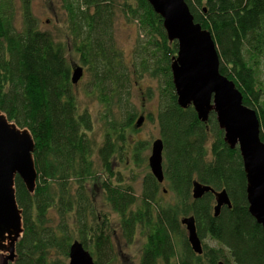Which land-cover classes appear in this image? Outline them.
Instances as JSON below:
<instances>
[{"label": "trees", "instance_id": "1", "mask_svg": "<svg viewBox=\"0 0 264 264\" xmlns=\"http://www.w3.org/2000/svg\"><path fill=\"white\" fill-rule=\"evenodd\" d=\"M61 2L69 45L90 75L87 91L96 93L103 106L107 128L96 154L103 166L115 152L112 135L123 141L124 131L135 127L139 117L129 101L132 77L159 83L155 118L163 141L164 181L173 201L157 200L160 183L151 173L143 178L139 199L121 179L113 182L111 173L100 182L104 201L119 216V237L127 244L138 233L144 239L138 264H264V230L248 211L239 150L224 142L214 112L202 122L192 106L178 105L170 69L178 45L167 38L160 15L147 0ZM185 2L194 21L213 37L220 73L233 81L243 104L255 110L264 142V103L255 69L264 58V0ZM32 6L33 0H0V111L30 131L37 170L33 193L15 178L23 232L9 264H67L74 240L89 251L94 264H116L111 233L93 225L94 204L86 189L95 175L87 135L91 117L86 110L78 112L66 43L40 27ZM117 12L135 22L141 34L130 65L115 44ZM147 96H153L152 90ZM193 181L225 189L231 208L223 206L214 216V195L194 199ZM188 215L194 217L201 254L192 251L180 223ZM204 238L218 246H209Z\"/></svg>", "mask_w": 264, "mask_h": 264}, {"label": "water", "instance_id": "2", "mask_svg": "<svg viewBox=\"0 0 264 264\" xmlns=\"http://www.w3.org/2000/svg\"><path fill=\"white\" fill-rule=\"evenodd\" d=\"M162 24L169 40L177 41V53L170 69L172 82L180 107L192 106L197 118L206 122L214 112L223 131L224 142L237 147L246 178L248 211L264 230V142L260 139V121L255 110L243 104L241 92L233 81L219 71V54L211 33L194 21L185 0H147ZM83 67L72 68L71 82L77 84ZM144 120L141 115L135 126ZM34 140L27 128L18 127L0 111V263L9 264L16 257V243L23 232L22 210L16 200L15 178L18 176L29 193L36 186L37 170L34 158ZM148 166L151 174L162 183L163 141L151 143ZM214 195V216L223 206L231 208L225 189L215 191L209 185L193 181L192 197L205 193ZM180 223L186 229L187 241L196 254L203 250L192 215L183 216ZM67 264H94L93 257L83 244L74 240ZM216 264H225L219 260Z\"/></svg>", "mask_w": 264, "mask_h": 264}, {"label": "rangeland", "instance_id": "3", "mask_svg": "<svg viewBox=\"0 0 264 264\" xmlns=\"http://www.w3.org/2000/svg\"><path fill=\"white\" fill-rule=\"evenodd\" d=\"M32 7L34 14L39 20L40 27L50 31L56 39H60L66 43L67 58L71 65L73 67L76 65L82 66L78 61V56L69 45V40L66 36V16L62 8L61 0H33ZM18 22L19 20L17 19V24H19ZM139 35L141 36L136 23L128 20L121 13L117 12L114 21L115 44L121 51L128 65L132 62L133 53L140 37ZM257 61L258 62L255 64L256 86L260 88L261 100L264 103V58L262 57ZM82 67L84 69L83 75L78 83L75 84L74 92L78 112L86 110L92 121V127L90 131L87 132V135L93 143L92 154L95 175L86 182V189L94 204L95 219L93 225L95 227H106L109 229L117 252L116 264H138L144 239L138 233L133 241L127 244L119 237V216L104 201L100 182L111 173L113 182H116L117 179H121L123 185H130L136 197L138 199L140 198L143 188V178L147 173H151L148 166L151 143L153 140L160 137L158 124L155 118L158 107L157 95L159 83L156 79H151L146 76L142 79H135L134 76L132 77L129 87V101L137 110V115L144 116V120L139 127L135 126V128L133 125L127 128L123 134V141H121L118 136L112 135L115 152L110 158L108 167H105L96 156L98 146L102 144L107 128L100 114L103 111V106L97 99L96 93L87 91L90 75L85 73V67ZM148 89L153 92L151 98L147 96ZM115 112H117L116 107ZM148 113L152 114L151 118L148 117ZM116 119H119L118 114L116 115ZM139 143L141 144L139 147L140 150L136 151V145ZM207 150L208 155H210V142L207 143ZM173 199L174 195L168 191V183L163 180L158 188L157 200L161 204H167L168 202H172ZM213 204H215V201ZM182 228L186 234L184 225H182ZM203 241L209 246H218L216 242L209 238H204ZM65 262H68V260H65ZM226 264L233 263L229 262Z\"/></svg>", "mask_w": 264, "mask_h": 264}]
</instances>
